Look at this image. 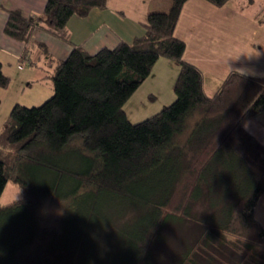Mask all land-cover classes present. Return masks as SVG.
<instances>
[{"label":"trees","instance_id":"16d2710c","mask_svg":"<svg viewBox=\"0 0 264 264\" xmlns=\"http://www.w3.org/2000/svg\"><path fill=\"white\" fill-rule=\"evenodd\" d=\"M186 1L151 12L145 34L131 43L93 54L76 45L63 59L50 57L54 94L38 106H13L0 131V198L11 173L21 197L0 219L57 199L62 213L53 229L35 213L27 226L26 247L45 240L40 263H104L97 258L105 241L106 263L156 264L155 246L174 227L198 232L175 264H264V227L254 214L264 193V145L244 127L264 111V75L231 72L207 95L202 71L183 58L186 43L175 35ZM106 4L46 0L42 14L9 10L4 31L26 45L39 26L63 38L72 16ZM160 57L180 66L176 98L133 122L125 104ZM9 84L0 62V87ZM197 203L206 211L192 219Z\"/></svg>","mask_w":264,"mask_h":264},{"label":"crops","instance_id":"0c3cea01","mask_svg":"<svg viewBox=\"0 0 264 264\" xmlns=\"http://www.w3.org/2000/svg\"><path fill=\"white\" fill-rule=\"evenodd\" d=\"M45 5L46 0H0V62L4 73L10 77L7 88L17 86L31 98L40 96L33 92L43 83L46 84V89H42L44 93L54 90V85L49 83L53 66L46 63L50 57L56 61L63 59L76 45L93 54L122 41L131 43L145 34L148 15L167 11L171 0H107L104 8H93L86 16H72L66 26V37L39 26L32 32L27 45L4 31L9 10L16 9L24 16H32L42 14ZM175 35L186 43L183 58L202 71L204 91L209 96L219 90L231 72L264 75V0H230L223 6L208 0H187ZM26 47H29L27 52ZM179 71L178 63L160 57L151 74L130 97V113L137 115L133 104L138 97L162 96L164 92L159 91L162 84L168 87L165 106L172 103L176 98L174 84ZM125 111L133 122L143 119L133 120L127 109ZM244 127L264 145V111L249 118ZM254 214L264 227V193Z\"/></svg>","mask_w":264,"mask_h":264},{"label":"rangeland","instance_id":"374dc122","mask_svg":"<svg viewBox=\"0 0 264 264\" xmlns=\"http://www.w3.org/2000/svg\"><path fill=\"white\" fill-rule=\"evenodd\" d=\"M244 2V0H242ZM52 85V79L49 80ZM37 87V86H34ZM33 87V88H34ZM46 89V84L43 83L39 87L34 89L33 93H38L40 96L31 98L28 97L26 92H21L19 87L14 86L13 88L10 86L9 88L0 87V128H4L5 123L10 115V112L13 106L17 103L22 104L24 106L32 107L38 106L48 100L53 94L52 93H44ZM168 89L166 84H162L159 87L160 92H164L162 96L153 97L145 99V97H138V93L135 94L137 98V102L133 104V107L137 109V115L130 113L129 104L131 100H129L128 104L126 103L129 116L131 119L135 120V118L145 119L157 112H159L164 106L165 101L164 97L166 95V90ZM37 90V91H35ZM141 107V108H140ZM143 108V109H142ZM143 110L142 112H140ZM147 112V113H146ZM147 115H144V114ZM141 116V117H138ZM0 129V131H1ZM21 197V191L19 187L13 182V173H11V178L8 181L4 192L0 198V210H4V207L9 203L13 202L16 199ZM38 208L33 211V207L31 203H26V208L23 207H14L11 208L13 212L12 215H8L0 219V264H68V263H40L42 258L46 256L42 252L46 250L44 246V239H40L39 237L34 242L32 241L30 245H27L30 239L31 230H28V224L34 226L33 214L40 215L41 220L40 223L46 228L55 227L58 224V220L61 217V207L57 202V199L54 197H47L44 199ZM23 208V209H22ZM206 205L202 203H197L194 205L192 210L190 211V216L192 219L200 218L205 210ZM37 210V212H36ZM1 212V211H0ZM36 215V216H37ZM40 219V218H39ZM193 220H190L192 222ZM194 223V222H192ZM190 228V223L186 224ZM192 225V224H191ZM190 233V234H189ZM198 232L196 229H192L190 231L186 229H177V228H169L164 230L162 233V238L159 242H157L154 250V263L156 264H175L180 261V259L185 256V254L190 250L192 246V242L196 239ZM227 243L230 244L235 239V236L230 235L228 238H225ZM112 242V241H110ZM110 243L102 242V247L104 248V254L100 255L97 259L101 260L104 263H70V264H110L106 263L110 256L107 254L109 252ZM114 246V243H111ZM106 245V246H105ZM121 253V257H123V252ZM29 258L28 263H25ZM46 258V257H45ZM93 262V261H92ZM98 262V261H97Z\"/></svg>","mask_w":264,"mask_h":264}]
</instances>
